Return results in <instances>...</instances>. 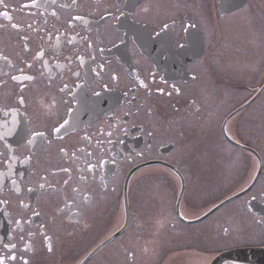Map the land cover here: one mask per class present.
Here are the masks:
<instances>
[{"label": "flooded vegetation", "instance_id": "af4514ba", "mask_svg": "<svg viewBox=\"0 0 264 264\" xmlns=\"http://www.w3.org/2000/svg\"><path fill=\"white\" fill-rule=\"evenodd\" d=\"M31 5L0 3V120L17 108L19 121L0 140L5 264H161L162 240L209 225L212 248L192 239L166 256L264 247V0ZM21 69L34 79L11 80ZM30 130L48 133L38 149ZM151 182L164 209L137 207Z\"/></svg>", "mask_w": 264, "mask_h": 264}, {"label": "rangeland", "instance_id": "374dc122", "mask_svg": "<svg viewBox=\"0 0 264 264\" xmlns=\"http://www.w3.org/2000/svg\"><path fill=\"white\" fill-rule=\"evenodd\" d=\"M255 72L257 74L260 73V69H256ZM234 74H236L237 76H247L246 71L242 70V71H235ZM262 141H264V139H261ZM264 143V142H263ZM264 148V146H262ZM219 178H216L215 180H211V185H217ZM234 180V179H232ZM146 191L140 192L139 194H137V196L139 195V198H141V200H138V198H136V202H137V207L141 206V208L147 210L148 207L152 208L153 210L158 211V209L166 207L169 202L171 201V199L169 200L168 198L165 197H159L158 196V192L157 191V184L154 182L148 183L146 186ZM219 188V187H218ZM217 188V189H218ZM167 188L162 186V191L166 190ZM155 211V212H156ZM153 212L151 214V217H153L156 213ZM121 222H119L115 227H118L120 225ZM155 227L158 228H162L161 232H165L168 233L171 231L170 229V225L166 224L165 227L163 228V224H156ZM199 227H207L206 224L201 225ZM182 228V227H181ZM174 229V228H173ZM184 229V228H182ZM209 229H210V233L208 234H204L201 231L198 230H194L195 233H193V237L192 234H189L186 232V235H184V237H179V238H171V241L167 239L166 240H162V251L160 254V258L164 259L165 263L163 264H207L209 258H203V259H199L198 254L194 253V252H188V253H184V254H174L177 255L176 257H174V255H169L166 256L165 252L166 251H171V248H175L180 245H184V244H190L192 243V239H193V244L195 245H199L201 247H206V248H212L214 245L212 244L213 242V237H211L212 234V228L209 225ZM152 232V231H151ZM185 233L184 230H179L177 228L176 231H174L173 233ZM153 235V233H152ZM183 236V235H181ZM147 242H149V244H147ZM139 244L143 247L144 251L152 254L154 253V244L151 243V239L149 238V236H146L144 239H142L141 241H139ZM146 248L148 249V251H146ZM173 254V253H172ZM155 257V255L153 256ZM147 258L149 259V257L147 256ZM158 257H155V259H157ZM157 261V260H156ZM149 262L147 261L145 264H148Z\"/></svg>", "mask_w": 264, "mask_h": 264}, {"label": "snow or ice", "instance_id": "6c2138e0", "mask_svg": "<svg viewBox=\"0 0 264 264\" xmlns=\"http://www.w3.org/2000/svg\"><path fill=\"white\" fill-rule=\"evenodd\" d=\"M73 2H75V0H73ZM0 3H2V0H0ZM51 3L54 5L56 3V0H51ZM37 5V0H32V5L31 6H36ZM30 5H23V7H29ZM52 15L55 16L56 12L53 11ZM108 15L110 16L111 13H108ZM0 16H4L6 18H8L9 20H11V17L9 16V13L7 11L5 12H0ZM84 18L82 16H74L71 18V21H77V20H83ZM71 21H69V23L71 24ZM12 27L16 28L18 27V25H12ZM31 27V26H29ZM168 28V25L165 24L164 25V29ZM163 31V29L161 30ZM25 40L28 39V37H24ZM71 39H75L74 37ZM71 39L69 40V43H71ZM25 50L27 51V45H25ZM45 56V52L43 50L38 51L35 56L33 57V60H37L40 59L42 57ZM77 60H79V62L81 64L84 63L83 57H76ZM0 59H2L4 62H8V57L7 56H0ZM29 68L32 67L31 64L28 65ZM21 75L16 76L13 75L11 76V80L13 81H31L34 79L33 76L31 75H26L24 74L23 70L21 69ZM77 76H79V73H76ZM141 84L143 85V82H141ZM146 86V85H145ZM175 88V86H173ZM24 85L23 83H21V91H23ZM67 88V85H65V89ZM64 89H62L61 91H63ZM162 91V90H160ZM176 91H179L178 89H176ZM25 97L23 95H19L17 97V103L18 105H24L25 104ZM17 114H18V109L17 108H7L6 110H3V116L4 119L0 120V140H6V138L10 135L13 134V132L16 131L17 125L19 123L18 119H17ZM11 117V120L8 119V117ZM66 126H69V121L68 120H64L63 123L59 124L58 127H53L51 128V133L52 134H57L59 135L62 131V129H65ZM74 127V125H72ZM48 133H46L45 131H37V130H30V135L26 140L27 145H31V146H35L37 149L39 147H41L43 145L44 142V138L46 137ZM9 148H11V145H9ZM61 151L63 152L64 150L61 149ZM10 159H15V157H10ZM25 159H31V157H26ZM101 164H103V161H101ZM9 169H11V164L8 165ZM89 169H95V165L89 164L88 165ZM64 171H67V169H65ZM2 175V174H0ZM13 184L16 183L15 180L12 181ZM67 183V181H66ZM41 188L44 187V185L42 184L40 186ZM32 189H29V191H31ZM0 203H4V201H0ZM17 223H19V221H17ZM5 248H15V245H10V244H5L4 245ZM10 259H15V256L10 257ZM0 264H5V258L0 257ZM25 264H27V262H25Z\"/></svg>", "mask_w": 264, "mask_h": 264}, {"label": "water", "instance_id": "95a60500", "mask_svg": "<svg viewBox=\"0 0 264 264\" xmlns=\"http://www.w3.org/2000/svg\"><path fill=\"white\" fill-rule=\"evenodd\" d=\"M228 261L241 264H264V248L225 251L216 256L211 264H225Z\"/></svg>", "mask_w": 264, "mask_h": 264}, {"label": "bare ground", "instance_id": "6f19581e", "mask_svg": "<svg viewBox=\"0 0 264 264\" xmlns=\"http://www.w3.org/2000/svg\"><path fill=\"white\" fill-rule=\"evenodd\" d=\"M199 258V257H198ZM199 259H203L202 257H200Z\"/></svg>", "mask_w": 264, "mask_h": 264}]
</instances>
